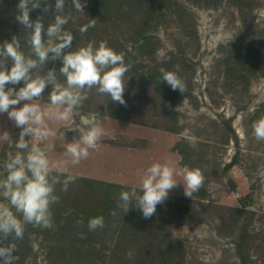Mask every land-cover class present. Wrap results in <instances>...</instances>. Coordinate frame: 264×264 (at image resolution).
I'll use <instances>...</instances> for the list:
<instances>
[{
	"label": "rangeland",
	"instance_id": "rangeland-1",
	"mask_svg": "<svg viewBox=\"0 0 264 264\" xmlns=\"http://www.w3.org/2000/svg\"><path fill=\"white\" fill-rule=\"evenodd\" d=\"M153 1L147 0L148 3ZM178 1L192 14L188 29L184 30L172 14L162 10L161 14L164 16L148 33L160 40L156 45V58L171 62L170 69L180 73L178 77L191 94L175 107L179 126L182 128L180 133L164 130L165 123L170 125V122L159 117L160 111L155 109V106H159V92L146 80L149 78L150 66L153 65L152 58L139 55L131 42L124 40L129 37L128 31L122 36L121 30L110 26V34L117 30L116 33L123 39L122 43L131 51L128 70L132 73L129 75L127 72L125 75L126 106L112 102L110 97L99 94L93 88L82 107L77 110L79 115L75 116L73 124L52 129L55 135L46 139H29V144H40L46 149L52 163H62L70 159L65 155L67 144L77 137L75 129L70 130L68 127L83 129L81 116L101 120L104 134L97 142V147L115 146L119 148V152L101 153L90 149L87 159L81 160L77 165L68 164L61 171L91 178L103 174V178L111 182L123 181L124 184L135 187L139 185L146 169L156 162L163 163L166 159H171L175 162L177 172H181V157L173 148L180 140L186 139L196 147L198 158L202 159V187L206 189L207 196L205 199L186 197L190 210L183 212L182 218H166L169 221L165 225L166 234L183 246V264H234L233 258L238 257V243L243 245L242 259L247 264H264V142L255 139L252 123L247 120L264 102V75L253 78L245 76L236 82L235 79L226 77L225 66L221 63L222 51L230 43L244 39L252 40L259 46V31L264 21V0H254L255 8L251 12L245 10L244 16H241L230 0ZM18 2L19 0H0V17L3 20L0 23V44L5 40L10 41L15 35L20 38L25 54L30 55L26 42L30 33L15 19ZM45 2L51 4L52 9L47 13L43 12L42 3L41 8L30 12V18L35 21L42 16L46 29L55 19V0ZM81 3L84 5V12L76 11L72 0H65L63 13L68 17L66 25L77 31L86 25L89 12L87 0H81ZM102 40L107 42L108 39H81L78 36L64 52L85 47L89 43L98 47ZM47 41L48 38L45 37V43ZM260 50L264 57V48ZM115 51L119 53L118 48ZM173 54L183 64L178 66V71ZM6 66L10 68L11 61ZM43 70L44 67L37 71L43 74ZM57 80L63 83L65 78L57 77ZM9 86L19 89L23 82L19 86ZM50 91L51 86L45 89L40 100L46 102ZM47 103L48 105L41 104V107L51 109L50 102ZM22 105L23 102L17 107ZM122 109L125 112L121 119L110 116L111 111ZM223 119H231L239 139V148L232 140L225 142L232 136ZM52 120L46 117V123H51ZM135 122H146L147 125ZM155 123L160 128H153ZM13 125L14 122L9 120L7 113L0 114V161H5L9 152L15 154L17 151L2 139L5 133L13 142L18 139L19 128L15 127L9 132ZM185 129L190 131L194 139L181 135ZM234 157H237L239 163L233 166L230 175L237 186L247 193V198L233 190V185L222 174L224 164ZM128 171L133 174L126 173ZM55 173L59 174L53 172V175ZM123 173L127 175L120 176ZM77 178L68 185L67 191L62 188L58 190L66 211L61 218L52 211L50 232H45L44 227L25 225L23 239L16 243L14 264H148L137 262L133 257L139 254L159 256L166 249L162 242L164 234H158V237L153 235L151 222L146 228L140 229L136 221L142 213L138 209L132 216V226L127 230L122 229V221L128 212L123 213L116 207L117 204L107 207L103 216V228L89 231L88 222L79 226L77 221L84 222V218L73 207L78 203L92 207L97 200L89 183H82ZM60 179L63 180L62 177ZM176 179L181 180L182 177L177 175ZM169 195L185 197L183 184L172 189ZM243 198L244 201L241 200ZM0 203L8 204L2 197ZM12 210L15 212V209ZM113 210L117 212L116 216L111 215ZM242 228L247 229L244 238L241 237ZM136 235L141 236L139 241L133 238ZM9 240L4 241V244L7 245ZM90 251H95L92 254L94 256L105 255V261L96 260L90 255ZM119 257L125 260L119 261ZM149 263L160 264L159 259Z\"/></svg>",
	"mask_w": 264,
	"mask_h": 264
},
{
	"label": "clouds",
	"instance_id": "clouds-1",
	"mask_svg": "<svg viewBox=\"0 0 264 264\" xmlns=\"http://www.w3.org/2000/svg\"><path fill=\"white\" fill-rule=\"evenodd\" d=\"M42 3L43 12L47 13L52 9V5L45 0H19L16 6V21L30 33V37L26 39L30 55L25 54L20 38L15 35L10 41L5 40L0 44V114L7 113L9 120L20 129L15 142L7 133L2 137L3 141L17 151L15 154H7L2 165L3 171H0V197L8 202L7 205L0 203V264H14L16 243L23 239L25 225L52 227L51 206L59 199L55 195V185L62 183V190L67 191L68 185L76 179L73 175H64L61 169L87 159L89 150L97 147V142L104 134L101 120L82 117V120L87 121L83 129L68 127L70 130L78 129L80 133L78 140L74 139L66 146L65 155L70 159L52 163L44 147L36 142L29 144V139L35 141L55 135L48 128L46 117L63 122L71 120L79 115L77 110L82 107L93 88L99 94L110 97L112 102L126 106L124 92L128 67L124 54L117 53L103 41L98 47L89 43L65 53L64 50L70 48L73 41L71 31L64 29L68 23V17L63 15L65 0H55V19L46 29L42 16L35 21L30 18V12L41 8ZM72 4L76 11L84 12L81 0H72ZM91 27H95V19L90 20L79 31L85 33ZM45 37L48 38L47 43ZM49 58L62 61L59 73L65 78L63 83L57 80L54 68L44 74L37 71L43 68ZM9 61L10 68L6 66ZM160 73L161 81L166 82L173 90H179L182 94L186 91L177 72L161 68ZM21 82L23 86L18 90L9 86ZM49 86L51 91L48 99L52 108L45 112L39 100ZM21 102H24L23 105L17 107ZM251 127L255 139L264 142V116L255 120ZM181 135L194 139L187 129ZM54 170L59 174L53 175ZM61 175H64L62 181ZM177 175L182 179L177 180ZM203 182L200 169L186 166L178 173L175 162L166 159L163 163L151 164L138 186L122 191L116 207L123 213L135 207L141 211L143 218L149 219L156 214L157 206L168 199L172 189L182 183L185 197L192 198L200 191ZM111 215L116 216L117 212L113 210ZM77 224L83 226V221L78 220ZM87 227L89 231L103 228L104 217L90 218ZM6 240H9L7 245L4 244ZM233 260L234 264H239L238 257Z\"/></svg>",
	"mask_w": 264,
	"mask_h": 264
},
{
	"label": "trees",
	"instance_id": "trees-1",
	"mask_svg": "<svg viewBox=\"0 0 264 264\" xmlns=\"http://www.w3.org/2000/svg\"><path fill=\"white\" fill-rule=\"evenodd\" d=\"M153 1V0H152ZM231 3L237 8L241 16H244L245 10L252 11L255 8L253 3L254 0H230ZM256 1V0H255ZM89 12L87 14L86 20L89 23L90 20L95 19V27H91L87 32L81 33L76 29L72 28L70 25H65L64 29L66 31H71L73 34V40H76L78 36L81 39H91V38H107V45L113 50L115 48L119 49V53L124 54L125 64L129 69V60L131 58V51L126 47V44L122 43L123 33L128 31V38L124 39L126 42H131L134 46V50L143 57L150 56L153 65L150 66L148 71L149 78L146 79L147 82L157 88L159 92V106H155V109L159 112V117L167 119L165 123L164 130L172 133H180L182 128L179 126V121L177 118V111L175 107L183 101L184 98L190 97L191 94L187 90L182 94L179 90H173L166 82L161 81L160 69L164 68L166 71H173L170 69L171 62L169 60H158L156 58L157 49L156 45L159 44L160 40L157 36L149 35V30L155 27L164 15L161 11H167L170 15L174 16L175 21L182 26V28L188 29L190 26L188 24L189 19L192 17L189 10L178 0H158L157 2L148 3L147 0H87ZM0 17V23L3 20ZM86 22V24H87ZM192 25V24H191ZM262 29L259 31V46L252 40L239 39L233 43H230L227 48L222 51L221 63L225 66V74L228 79H241L245 76L248 78H253L258 75H264V57L260 48H264V21L262 22ZM114 26L117 30H121L122 33L118 35L115 33L110 34L108 27ZM102 35V36H101ZM103 41V40H102ZM104 42V41H103ZM65 51V53H67ZM173 61L176 66H181L183 64L179 63V59L173 54ZM43 74L49 69H55L57 77H62L59 73V69L62 67V61L57 59L55 61L49 60L43 66ZM174 72V71H173ZM129 75L132 73L128 70ZM178 73L177 75H179ZM61 81L63 80L60 78ZM15 86H19L15 85ZM18 89V88H17ZM46 102H50L48 99ZM124 109L121 111H111L110 116L115 119H121L124 116ZM264 116V102L260 107L250 116L247 120L253 123L258 118ZM128 118V117H127ZM128 120V119H127ZM224 125L228 132L231 134L225 142L232 140L236 147L239 148V139L232 127L231 119H223ZM141 125H147L146 122H135ZM153 128H160L157 123L152 125ZM180 157V166L182 168H198L202 169L203 162L202 159L198 158V153L196 147L192 146L186 139L180 140L173 148ZM2 162V163H1ZM5 161H0L3 165ZM239 161L237 157L231 159L230 162L225 163L222 169V174L224 175L227 182L233 185V190L237 191L239 194L247 198L248 195L241 188L237 186L230 175V171L238 164ZM2 169V166L0 168ZM57 175V173H55ZM67 175V174H64ZM64 175H61L64 179ZM82 183H89L96 194V202L92 207L86 204H76L73 208L75 212L84 218V222H88L90 218L97 216H104L107 207L110 204H117L118 196L122 191H128L131 187L109 183L105 181L87 179L78 177ZM98 186V187H96ZM62 188L61 183L55 185V195L59 198L58 202L51 206V212H56L60 218L66 211L61 202V195L58 194V190ZM142 194V193H141ZM207 196V191L204 187L200 189L199 192L195 193L193 197L205 199ZM188 198L182 196L169 195L168 199L163 203L158 205L156 214L149 219L139 217L136 222H138L140 229L146 228V225L151 222V230L153 235L158 237V234H164L162 242H164L166 249L159 256L155 255H145L139 254L133 259L137 262L149 263L159 259L160 264H183V246L177 241L171 240L170 236L165 232V225L168 224L166 218H182L183 212L190 210L187 205ZM244 201V198L241 199ZM249 204V203H248ZM135 207H131L125 218L122 221L124 230L130 229L133 224L132 216L136 213ZM123 214V213H122ZM121 217V215H120ZM161 224V225H159ZM51 228H45V232H50ZM124 232V231H123ZM151 232V231H150ZM247 229L242 228L241 237H246ZM124 236V235H123ZM124 238V237H123ZM136 241L141 239V236H134ZM91 243L90 239L87 240ZM92 247V246H91ZM92 249H95L92 247ZM242 249L243 245L238 243L237 245V256L241 264H247L246 261L242 259ZM95 251H90V255L95 257L96 260L105 261L106 256L100 254L94 256ZM51 255V253H50ZM49 255V256H50ZM119 261L125 260L123 257L118 258Z\"/></svg>",
	"mask_w": 264,
	"mask_h": 264
},
{
	"label": "crops",
	"instance_id": "crops-1",
	"mask_svg": "<svg viewBox=\"0 0 264 264\" xmlns=\"http://www.w3.org/2000/svg\"><path fill=\"white\" fill-rule=\"evenodd\" d=\"M41 100H39V102H40ZM24 103V102H23ZM46 104V105H48V103L47 102H43V101H41L40 102V104ZM43 107V106H42ZM44 108V111H45V109L48 111L49 109H47V107H43ZM47 111H45V112H47ZM75 122V116L71 119V120H69V121H66V122H61V121H57V120H55V119H53L52 121H51V123H46L47 124V126H48V128L52 131V129H57V128H61V127H63V126H66V125H71V124H73ZM16 126L15 125H13L12 126V128H10L9 129V132H11L14 128H15ZM75 134H76V138H74L75 140H78L79 138H80V133H79V130L78 129H75ZM108 147H112V148H105V147H96L95 149H91V150H95V151H98V152H101V153H105V152H112V151H117V150H119V148L118 147H115V146H108ZM101 148V149H100ZM117 152H119V151H117ZM129 154H131V152H129ZM128 161H130V160H128ZM135 171V170H134ZM54 172H57V171H55L54 170ZM64 173V172H63ZM126 173H131V174H133V172H126ZM126 173H123V174H121L120 176H123V175H127ZM64 174H67V175H73V176H75V177H81V178H87V179H94V180H96V179H98L99 181H105V182H109V183H115V184H119V185H123V186H127V187H130V186H133V185H126V184H124L125 182H123V181H121V182H111L110 180H108V179H105V178H103L105 175H103V174H100V175H97V176H95V177H93V178H91V177H89V176H85V175H81V174H73V173H70V172H65ZM99 174V173H98Z\"/></svg>",
	"mask_w": 264,
	"mask_h": 264
},
{
	"label": "water",
	"instance_id": "water-1",
	"mask_svg": "<svg viewBox=\"0 0 264 264\" xmlns=\"http://www.w3.org/2000/svg\"><path fill=\"white\" fill-rule=\"evenodd\" d=\"M82 117H85V116H81V121H82V123L85 125V124H87V121L86 120H82Z\"/></svg>",
	"mask_w": 264,
	"mask_h": 264
}]
</instances>
